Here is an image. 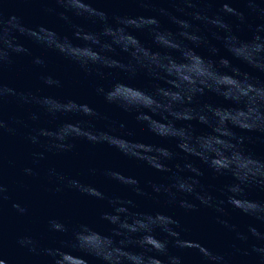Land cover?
<instances>
[{
	"label": "clouds",
	"instance_id": "clouds-1",
	"mask_svg": "<svg viewBox=\"0 0 264 264\" xmlns=\"http://www.w3.org/2000/svg\"><path fill=\"white\" fill-rule=\"evenodd\" d=\"M16 2L19 0H0V109L6 98L13 97L23 104L39 105L53 119L70 114L80 117L76 121L65 119L55 129L34 128L29 137L31 142L38 144L40 137H46L48 150L56 152L73 151L77 141H86L93 146L106 145L124 157L144 162L156 172L168 173L166 183L148 182L152 193L156 194L152 196L140 187V180L136 177L111 168L102 170L105 177L131 188L138 196L156 200L162 195L167 208H179L185 213L198 212L201 208L212 210L219 224L235 232L236 239L248 245L244 250L236 247L235 251H243L244 255L257 253L264 264V246L250 242L264 241V233L250 224L245 234L222 218L229 215L231 207L245 217L264 223V202L245 195L249 189L264 192V155L258 156L246 147V142L256 134V138H264V80L240 67L246 65L264 72V23H249V16L264 21V7L260 6L259 0H238L246 5L248 15L227 6L212 16L207 14L209 9L192 12L177 9L195 21L219 29L223 35L220 32L213 35L222 42L228 56L219 55L221 49L210 45L206 37L199 34L198 26L171 16L163 8L159 12L169 15L178 32L163 27L156 16L113 14L110 17L108 11L94 7L93 0H31L57 6L43 11L70 24L71 36H60L43 23L27 26L23 16L8 7ZM133 2L146 5L153 0ZM171 2L191 9L198 3L211 4L218 0ZM224 8H227V16L235 17V24L225 20ZM72 17L99 24L100 31L86 32L81 24L71 22ZM130 28L146 30L156 48L145 47L132 35ZM245 29L249 33L247 37L241 35ZM19 36L32 38L55 52L86 77L104 79L105 70H118L128 79L145 77L149 81L147 87H134L124 82L103 83L95 84L94 92L109 108L133 116L135 122L153 137L174 141L179 151L174 152L162 144L145 145L130 139L134 133L126 123L112 119L108 112L93 105L81 104L74 99L62 100L54 95L17 91L9 86L5 83L4 73L15 65L18 58L28 56L33 67H47L46 60L32 56L20 43ZM78 40L83 43H75ZM184 41L190 42L191 46ZM201 46H207L211 55L197 51ZM117 50L126 54L127 59L118 60L110 55ZM39 80L49 89L65 85L63 79L47 71L40 72ZM205 97L209 99L205 100ZM212 97L218 98L219 102ZM31 119L35 121L38 116L33 114ZM98 121L106 122L108 126L97 127ZM196 125L202 126V130L198 131ZM116 128L121 130L120 134H116ZM5 130L14 131L0 115V135ZM181 153L183 165L171 166L169 162ZM38 155L42 159L44 154ZM189 158L198 160L200 166ZM25 171L31 173L32 170ZM90 171L95 173L97 170ZM206 177L227 178L228 182L214 189L204 182ZM67 186L88 197L107 200L111 210L101 212L100 220L111 227L101 231L89 222L70 227L53 218L48 221L50 231L67 234V240H60L57 247L41 250L37 241L25 237L19 240L21 246L36 254L42 251L50 258V264H67L66 255L76 256L80 264H89V257L100 264H183L182 256L172 252V249H184L179 239L181 219L175 214L134 211L136 204L133 200L106 196L99 188L78 180L67 181ZM5 192L0 183V202L7 199ZM13 207L20 213L27 211L19 204ZM195 253L201 258V264H230L227 254L212 247L201 246ZM0 264H8L3 259L2 250Z\"/></svg>",
	"mask_w": 264,
	"mask_h": 264
}]
</instances>
